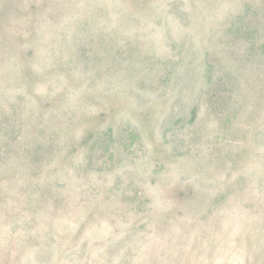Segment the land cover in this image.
Instances as JSON below:
<instances>
[{
	"label": "rangeland",
	"instance_id": "obj_1",
	"mask_svg": "<svg viewBox=\"0 0 264 264\" xmlns=\"http://www.w3.org/2000/svg\"><path fill=\"white\" fill-rule=\"evenodd\" d=\"M0 264H264V0H0Z\"/></svg>",
	"mask_w": 264,
	"mask_h": 264
}]
</instances>
